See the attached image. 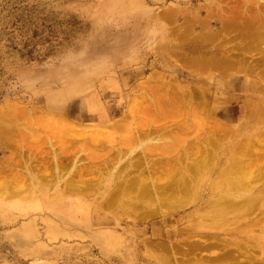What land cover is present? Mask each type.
<instances>
[{
    "label": "rangeland",
    "instance_id": "rangeland-1",
    "mask_svg": "<svg viewBox=\"0 0 264 264\" xmlns=\"http://www.w3.org/2000/svg\"><path fill=\"white\" fill-rule=\"evenodd\" d=\"M189 19L196 23L192 33L202 32L205 22L216 30L233 20L238 28L230 27L232 37L222 34L221 40L232 47L252 45L245 49L249 56L258 42L242 31L264 20V0H0V107L15 103L25 111L11 112L17 130L10 129V139L4 136L11 143H0V264H159L148 257V243L160 246L159 253L172 245L179 261L186 256L224 264L235 257L215 256L238 250L242 259L260 255L255 245H236L235 239L246 242L237 226L188 230L206 214L197 206L216 196H201L197 205L191 202L163 218L142 214L144 199L164 202L154 199L187 194L196 160L207 155L222 163L230 144L227 127L237 130L264 100L256 91H244L249 77L239 70H211L195 79L176 60L169 51L171 36ZM247 92L254 96L245 98ZM59 116L82 132L79 138L68 132L64 141L57 139L47 119ZM253 133L248 137L254 141L242 138L238 149L260 176L255 192L264 196V133ZM29 172L39 173L43 183H56L59 172L61 187L42 189ZM207 175L201 188L214 178ZM172 180L181 181L179 188L169 185ZM66 184L76 192L62 191ZM156 184L159 193L152 188ZM134 199L140 206L135 210L128 208ZM262 210L251 217L260 219Z\"/></svg>",
    "mask_w": 264,
    "mask_h": 264
},
{
    "label": "bare ground",
    "instance_id": "bare-ground-1",
    "mask_svg": "<svg viewBox=\"0 0 264 264\" xmlns=\"http://www.w3.org/2000/svg\"><path fill=\"white\" fill-rule=\"evenodd\" d=\"M254 14L257 15V13H254ZM259 14H261V13H259ZM261 15H263V14H261ZM257 17H258V15H257ZM259 17H260V15H259ZM192 21L193 20H190L189 19L186 22L187 25L184 23V25H186V26L182 25V26H180L181 28L180 27H175V30L176 31L175 30H174L175 32L172 31V34L174 32L175 35L171 36V37L175 38V40L172 38L173 39V40H171L172 43L169 44V51L172 52L173 55H175L176 60H178L184 67L188 68V70L191 73L192 77L193 78L200 77L199 75H202L203 73L205 75V74H207L211 70H215V72H218L219 71V72H221L223 74H225V72L230 71V70H239V72L244 73V74L248 75V77H249V79L245 80L248 84H246L247 87L244 88V91L245 92L247 90H249L251 92L256 91V93H258V95L259 94H262V97H264V69L263 70L256 71L257 68H258V67L256 68V65H259L260 66L262 64V67L264 66V44L261 45L262 48L259 46V44L264 43V20H262V22L261 21L259 22V20H258V21L255 22L254 25H245L244 28H243L244 29V32L241 30V28H240L241 26L239 27L240 30H238V32L242 31V33H243L244 36L254 37L255 40L258 42V45H257V49H259L258 52L256 51L257 50L256 49L253 53H251L253 51L252 50L249 53L250 54L249 56L247 54L246 55L244 54V53H246L245 49L247 47H249L250 49H253L254 47H252V45H250V44H249V46H246L245 45L246 46V48H245V47H242L243 46L242 45L243 43L240 42V44L242 43L241 44V47H240V45L237 46V43L232 47V46H230V44H227L228 43L226 41L227 39L221 40L222 34H223V36H226L227 37L229 35V32H231L230 30L232 28H234V30H236V28H238V26L237 27L235 26L236 28L233 26V23H234V22H232L233 20H228L227 22L222 21V23L220 22V24H221L220 25V28L219 29H216V30L210 28L206 24V22H205V27H204L203 31L200 32V33H194L193 32L194 34L192 33V29L194 28V25L196 23L195 22L193 23ZM247 21H248V19H247ZM247 21L245 20V22H247ZM202 25L204 26V24H202ZM230 27H231V29H230ZM232 34H235V33H232ZM238 34L239 33H237V35ZM230 35H231V33H230ZM230 35H229V37H232ZM237 35H235V36L233 35V36L236 37ZM239 35H241V37H242V34L241 33ZM241 37L240 36H237L236 40L239 39V40H242L243 41V39ZM246 40L248 41V39H246ZM231 41L229 40V43H231ZM247 41H244V42H247ZM258 46H259V48H258ZM234 50L235 51H238V50L241 51L242 52V55L241 54L234 53ZM247 50H248V48H247ZM249 50H248V52H249ZM253 54L254 55L259 54V56L257 55L258 57L257 58L256 57L254 58V55ZM155 77L153 75V76L149 77V79L152 80ZM160 79H162V78H160ZM150 80H147V81H150ZM146 84H148V83H144V85H146ZM142 89H144V88H142ZM241 89H243V88H241ZM173 91L175 92V90H173ZM198 92L194 91L195 94L196 93L198 94ZM247 95L254 96V94H251L250 92L248 94V92H247V94L245 95L246 96L245 98H247V99H249ZM258 101H260V102H257L256 103V106H255L256 107V110L254 111V113H250L249 112L250 116L252 115L251 117H253V118L249 117L245 121V123H243V125H241V126L239 125L240 127L237 130H235V131H233V130L230 131L231 128L229 129L227 127V129H226V133H227L226 136L227 137L228 136L230 137V141L228 142L230 144L227 147L228 149L224 152V156L225 157L227 156V157L225 158V160H223L222 163H219V159H216V157H215L214 160H210L209 158L206 157L207 155H205L203 158L201 157L199 161H197V160L195 161V162H198V163H195V166L193 165L194 168H195V170H196V175L193 177V179L191 178L194 182H191L190 181V183L188 184L189 185L188 188H186V189H188V191H186L187 194L183 195V197H181L182 196L181 195L180 196L181 198H177V200H173L172 198H169V197L168 198H162L161 196L160 197L159 196L156 197L155 194H154V196L156 197L155 199L153 198L154 200H157V198H159V199H164L163 200L164 202H162V201L161 202H157V201L150 200L149 199L150 197L147 198V199H149L148 201L147 200L144 201L145 199L141 201L142 202V206L144 205V208H145V210L147 212L146 214L145 213H142L144 216H147L148 215L147 217H160V218H163V216H164V214L166 212L171 211V210H174L175 211V209L185 208L184 206L190 204L191 202L196 203V205H197L202 200L200 198L201 196H204V195H213V196H216L214 199H211V198L210 199L209 198L207 199L206 198L203 201L204 203L202 202V204H200V205L197 206L199 210H203V212H205L206 214L199 213V214H201L202 217H199V221L192 222L189 226H187L188 227V230H193V229H196V228L213 229V228H218V227L219 228L226 229V228H230L231 226H237L234 229L237 232L236 234L239 236V238L243 239V241L246 239L245 240L246 242H241V241L237 242L238 240L235 239L236 245L237 246H240V247L247 246V245H253V246L255 245V246H257L259 248V249L258 248L257 249L260 251V252H258V253H260L259 256H255L254 255V258H251L250 256H247V257H245V258L242 259V256H244V255L241 256V254H239L240 253L239 250H238L239 253H238V251H237V253H234L230 249H227L226 251L230 250L233 255L228 251V252H225L224 254L222 253L223 255L222 254H217L215 256L216 259H220V258L224 257V255H225L226 258H229V257L230 258L231 257L238 258L237 257V254H238V256H241V258H239L238 260L237 259L236 260H233L235 258L230 259V260H228V262H226L224 264H264V214L263 213L260 214L261 215V218L260 219L262 220V222L259 221L260 219H255L254 217L253 218L251 217V213L253 211H255L257 208H260V210H261V208L264 207V196H262L263 193H261V192H258V193L255 192L256 189L258 187H260L259 186L260 183L256 181V180H258L260 178V176H257L256 177V175L254 174L255 172L253 171L254 170L253 167L251 168L250 165L246 162L247 159L244 160V158H243V154L244 153H242L238 149L242 145V138L248 137L250 133L256 132V133H253V134H257L258 133V134H261V135H262V133H264V100H258ZM98 102H100V101L98 100ZM86 103H87V101H86ZM165 105H166V103H165ZM23 107L21 105H19V104H15V103L14 104L8 103V104H5V106L2 105L0 107L1 108L0 109V143L3 144V142L6 140V142H4L6 144L8 139H5L4 136L9 137V139H10V137H11L10 136L11 135L10 131L11 130L13 131V129L14 130H17L16 127L13 128V126H16L15 125L16 120L14 119L16 117L14 115V118H13L10 115V114H12L11 112L14 113L15 111H22V112L25 113V111L22 110ZM133 107H134V105H133ZM137 108L138 107H136V109ZM142 109H143V107H142ZM243 109H245L247 111L248 107H245V108L243 107ZM248 111H249V109H248ZM147 114H149V113L147 112ZM147 114H146V116H147ZM96 119L98 120L99 123L105 122V121H103L104 119L103 120L100 119V121H99V118L97 116H96ZM47 121H48L47 122L48 127H50L51 130L53 129L52 132H54V131L57 132V133L56 132H54V133H56L57 139H58V137L61 138L60 139L61 142H62V139L64 141V138H62L64 136L63 135L64 133L65 134L68 133V132L69 133H72V134L74 133L73 134L74 137H76L75 135H77L78 138L82 134V132H81V134H78L75 131V129H73V126L70 123H68L69 122V119H68V121H66L65 117L64 118L61 117V116H59L58 118L57 117H49L47 119ZM71 122L73 123L72 120H71ZM241 122H240V124H241ZM99 123H96V124L99 125ZM146 123H147V121H146ZM77 125H79V124H77ZM108 125H109V123H108ZM99 126H101V125H99ZM75 127H77V126H75ZM92 128L94 129V127H92ZM223 128H224V126H223ZM8 129H9V133L10 134L6 132ZM127 129H129V128L127 127ZM63 130L64 131H67V132H63L62 133ZM224 130H225V128H224ZM94 132H96V133H92V135H95L94 137H97L98 138V136H96L97 135V131L94 130ZM6 134H8V135H6ZM177 137H179V136H177ZM251 137H248V140L249 141L251 139L253 140V137L252 138ZM8 143H11V140H8ZM173 144H174V142H173ZM212 155L215 156L214 154H212ZM222 157H223V155H222ZM128 167H129V165H128ZM75 168H74V171H75ZM190 168L191 167H189V169ZM33 169L34 168H32V170ZM114 171H115V169H114ZM208 172L210 174H213L214 178L212 180L210 179V181H207L204 184L205 186L203 188H201V180L205 179L207 176L210 177V175H207V174H209ZM31 173L29 172L30 178H31L32 182H34L35 184L37 183V185L39 187H41L42 189L43 188L44 189L45 188L48 189L49 186H52L53 184H55V185L56 184H59L60 183V180H61V179H59L61 177H60L59 172H58L56 175H57V177L58 176L59 177H58V179H56V183H54V182H50V183L47 182V183H45L44 182L46 184L45 185L43 182H41L43 180H41V181L39 180V177H38L40 175L39 173H38L39 175L38 174L35 175V174H31ZM118 174H120V173H118ZM118 174L116 173L115 176H117ZM41 176H40V179L42 178ZM44 176L47 177L48 175L47 176L44 175ZM120 176H121V174H120ZM52 179H54V178H52ZM178 179H180V177ZM186 179H183V180L186 181ZM114 182H116V181L114 180ZM171 182H169L170 184L169 183L168 184L169 185H171V184L174 185L173 184V180ZM175 182L177 183V184H175L177 186H175V185L174 186L177 187V188H179L178 187V184L180 186L181 181H180V183H179V181H175ZM34 183H32L31 186ZM128 184H126V185H128ZM158 184H160V183H158ZM185 184H186V182H185ZM1 185L4 186V187L7 186V185H4V184H1ZM59 185H60L59 187H61V184H59ZM120 185H121V183H120ZM20 186H22V185L20 184ZM118 186H119V184H118ZM114 187H113V190H114ZM123 187H120L119 186L118 188L121 189ZM143 187H144V185H143ZM157 187H158L157 184H156V187L152 186V188H154L153 190H154L155 193L157 192ZM186 187H187V185H186ZM93 188H94V186H93ZM261 188H263V187H261ZM22 189H20V187H19V191L22 190ZM32 189H34V188H32ZM63 189L64 190H62V191H65V192H66V190L67 191H72V190L74 191L75 190V189L71 188L70 186H68L67 184H66V187L63 188ZM88 189H90V188H88ZM150 189H151V187H150ZM19 191H18V193H19ZM29 191H32V190H29ZM35 191H36V189H35ZM142 191H141V193H142ZM184 191H185V189H184ZM32 192L34 193V191H32ZM74 192H76V191H74ZM74 192L72 194H74ZM119 192H121V191H119ZM151 192H153V191H151ZM108 193H110V192H108ZM126 193H124V194H126ZM145 193L146 192H144V194ZM147 193H149V192H147ZM157 193H159V191ZM178 193L180 195L181 193H183V191L181 193L179 191ZM107 195H109V194H107ZM187 195H189V196H187ZM149 196H151V195H149ZM138 197L141 200V197L140 196H138ZM149 201H151V202L153 201V202L151 203ZM124 202H123V205L125 206L128 202L127 203H124ZM101 205H100V207H102ZM107 206H109L108 208L110 210H112V211L114 210L113 204H107ZM129 206L130 207H128V208H132L133 210H135L137 207L138 208L140 207V206H138V201H136L135 199H134V201ZM203 206H206V207L209 206V207L206 208V207H203ZM137 213L138 212H136V214ZM257 217H259V216L256 215V218ZM146 219H148V218H146ZM257 229H258V231H257ZM250 242H252V243H250ZM148 244H149L148 245L149 246V249L147 250L148 257L149 256H152V257L157 258V261H158L159 264H220V263H210V262L205 261V260L204 261L203 260H198L197 258H187L186 256L185 257L182 256V257H184L183 260L179 261V259H178L179 257H177V256L174 255V252H177V251H174V247H172V245H169V250L166 251L163 248V250L165 252H163L161 250V253H159L158 252V250H159L158 247H160V246L157 247L154 243H152L151 245H150V243H148ZM161 246L163 247V245H161ZM243 248L246 249V247H243ZM251 249H252V247H251ZM186 255H188L187 252H186ZM152 257H150V258H152ZM203 258H205V256ZM206 259H207V257H206Z\"/></svg>",
    "mask_w": 264,
    "mask_h": 264
}]
</instances>
